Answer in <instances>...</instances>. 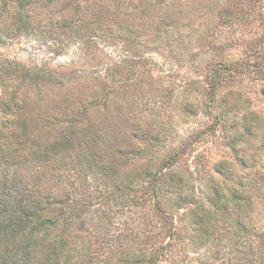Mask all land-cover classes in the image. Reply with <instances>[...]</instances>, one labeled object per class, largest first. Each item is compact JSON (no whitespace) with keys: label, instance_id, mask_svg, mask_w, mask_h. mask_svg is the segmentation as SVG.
I'll use <instances>...</instances> for the list:
<instances>
[{"label":"trees","instance_id":"trees-1","mask_svg":"<svg viewBox=\"0 0 264 264\" xmlns=\"http://www.w3.org/2000/svg\"><path fill=\"white\" fill-rule=\"evenodd\" d=\"M106 1H1L0 23L7 25L0 26V43L41 30L88 48L98 41L121 44L127 56L105 68L89 62L88 71L0 59V264H158L173 256L175 227L172 241L148 248L143 239L162 230V222L125 219L117 233L111 225L118 209L147 203L166 221L165 198L179 208L194 204L187 214L196 244L215 233L221 218L231 224L238 264H264V231L244 222L246 209L264 202V175L236 179L228 191L215 182L210 206L197 203L178 172L181 149L167 148L164 125L142 120L130 101L131 69L146 65L147 49L177 40L159 30L184 24L181 0ZM217 6L205 0L202 9ZM145 20L156 33H143ZM213 79L212 103L220 85ZM185 107L194 112L196 104ZM226 163L215 168L229 175Z\"/></svg>","mask_w":264,"mask_h":264},{"label":"rangeland","instance_id":"rangeland-1","mask_svg":"<svg viewBox=\"0 0 264 264\" xmlns=\"http://www.w3.org/2000/svg\"><path fill=\"white\" fill-rule=\"evenodd\" d=\"M96 1L102 5L106 0ZM217 1V7L204 12L205 0H181L184 24L159 30L174 33L177 40L166 48L147 49L146 65L131 69L134 91L130 92V101L136 115L142 120L152 117L153 126L164 125L167 148L181 149L177 166L189 182V198L205 207L210 206L208 197L215 182L228 191L236 179L246 181L264 175V0ZM3 25L7 22L0 23ZM142 27L143 33H156L150 20H145ZM31 33L0 43V59L26 65L45 63L53 68L73 64L88 71L89 62L105 68L127 56L121 44L113 42L98 41L88 48L61 35L51 38L48 31ZM176 33L182 34L177 37ZM214 76L219 77L220 85L212 103L208 92ZM187 102L196 104L194 112L186 110ZM231 143L238 148L236 153ZM223 160L232 171L229 175L215 168ZM192 206L188 203L179 208L165 198L162 209L169 217L166 221L148 203L118 209L111 231L120 232L125 219L150 225L162 222L163 229L156 227L157 232L141 244L155 248L170 242L169 229L176 228L173 256H163L158 264H238L231 224L221 218L216 220L219 227L208 240L195 243L187 214ZM245 213L247 227L264 231L263 200L256 202L254 211L246 209ZM216 250L221 251L222 258L213 256Z\"/></svg>","mask_w":264,"mask_h":264}]
</instances>
